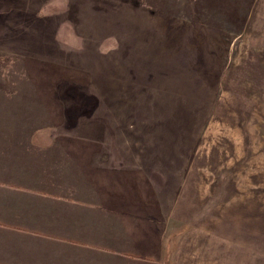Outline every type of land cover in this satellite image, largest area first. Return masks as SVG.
<instances>
[{
    "label": "rangeland",
    "instance_id": "obj_1",
    "mask_svg": "<svg viewBox=\"0 0 264 264\" xmlns=\"http://www.w3.org/2000/svg\"><path fill=\"white\" fill-rule=\"evenodd\" d=\"M1 54L6 171L77 174L25 127L107 143L167 191V264H264V0H0Z\"/></svg>",
    "mask_w": 264,
    "mask_h": 264
},
{
    "label": "crops",
    "instance_id": "obj_2",
    "mask_svg": "<svg viewBox=\"0 0 264 264\" xmlns=\"http://www.w3.org/2000/svg\"><path fill=\"white\" fill-rule=\"evenodd\" d=\"M4 97L6 105L8 96ZM3 108L7 105L0 104V118L10 117ZM7 126L0 128V264H167L163 219L172 209L167 191L156 192L157 197L151 194L147 177L137 173L130 160L124 164L117 153L110 163L107 143L85 153L82 146L77 153L76 144L48 145L40 138L43 132L26 127L25 142L31 150L49 148L54 157L72 156L77 174L24 173V166L9 173L1 150L10 141L19 149L15 134L23 132L9 131ZM45 154L30 158L35 161ZM33 161L29 164V158H23L20 166L29 168ZM122 172L131 186L125 190ZM110 178L115 188L109 185ZM210 242L207 255L215 253L217 241Z\"/></svg>",
    "mask_w": 264,
    "mask_h": 264
}]
</instances>
